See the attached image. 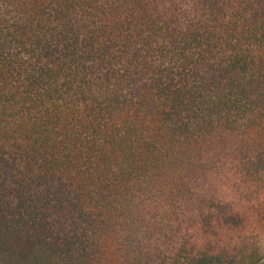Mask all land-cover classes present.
I'll return each instance as SVG.
<instances>
[{
	"label": "trees",
	"instance_id": "obj_1",
	"mask_svg": "<svg viewBox=\"0 0 264 264\" xmlns=\"http://www.w3.org/2000/svg\"><path fill=\"white\" fill-rule=\"evenodd\" d=\"M0 264H264V0H0Z\"/></svg>",
	"mask_w": 264,
	"mask_h": 264
}]
</instances>
